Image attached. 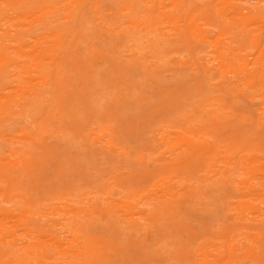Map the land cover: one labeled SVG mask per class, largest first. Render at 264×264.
Instances as JSON below:
<instances>
[{
	"label": "rangeland",
	"instance_id": "1",
	"mask_svg": "<svg viewBox=\"0 0 264 264\" xmlns=\"http://www.w3.org/2000/svg\"><path fill=\"white\" fill-rule=\"evenodd\" d=\"M67 2L53 0L60 27ZM175 4L91 0L74 54L60 68L45 63L48 80L31 56L6 67L1 103L28 97L26 86L41 96L31 116L0 119L4 241L51 249L57 236L65 253L47 261L69 264L85 239L73 221L87 220L107 264H253L258 251L264 264V0ZM34 12L6 25L26 32ZM175 16L195 17L201 37L181 20L174 29ZM225 51L234 66L217 57ZM23 209L34 238L19 225Z\"/></svg>",
	"mask_w": 264,
	"mask_h": 264
},
{
	"label": "bare ground",
	"instance_id": "2",
	"mask_svg": "<svg viewBox=\"0 0 264 264\" xmlns=\"http://www.w3.org/2000/svg\"><path fill=\"white\" fill-rule=\"evenodd\" d=\"M90 1L91 0H68L67 3H69V7H71L69 14H72V16L65 18L67 23H69L68 25L60 27V25L57 22V18L55 17L56 16L54 13L55 5L53 3V0H0V90L2 89L3 86V83H1V80L4 75L3 73L5 72L6 67L9 66L15 59H18L17 61L15 60V63L19 61L20 64L28 65L30 64V62L27 59H22V57L26 55L31 56L32 57L31 60H33L36 69H39L40 72H42L41 80L44 79L45 81L48 80L49 78L48 77L49 71L47 69H44L46 62L48 63V65L54 64L58 68H60L61 64H65L67 62L66 60L68 56L74 54L73 49H71L70 47L74 42L73 33H76L78 31L77 23L80 20V14H82L80 10L85 8V6H88ZM176 2L177 4H175L174 6H178V7L185 6L184 0H176ZM33 3L38 5L36 7L34 6L32 7ZM34 11H36V13L37 12L40 13L41 15L37 19V24L35 25L27 24L28 28L26 32L19 31L18 29L10 30L6 25V22L9 21L10 19H21V18H26L28 16H33L35 15ZM44 13H48L47 14L48 16H42ZM167 20L171 21L174 29L177 28L176 23L179 20H181L180 23L181 28H184L185 30L190 31V33L201 37L197 31L198 24L194 22L195 17L185 16L184 18H182L181 16H175L174 18H168ZM139 25H140L139 22H137L136 28ZM42 33H46V38L43 41L41 40L42 38H44L43 37L44 35H42ZM47 37H49V39H47ZM27 44H32L29 46L31 47V49H33L32 50L33 52H26L24 50L25 47H28ZM217 57H220V60L225 61L227 65L234 66L230 54L228 52L225 51V52L217 53ZM260 70L264 72V65L261 67ZM26 89L29 90L28 97L13 102H9V101H5L3 103L0 102V119L11 115H17L18 117H20L26 114L31 116L32 115L31 113L33 111H38L37 110L38 103L36 101L39 98V96H41V94H39L37 90L32 89L31 86H26ZM0 96L3 95L1 94ZM25 138H27L30 142L33 141V139H31V137L29 136ZM177 139L176 141L179 142V140ZM179 139L186 145L185 147L187 149H190L192 146H194L191 139L185 135H181ZM199 145L201 144L199 143ZM184 159L185 158H180L177 161L179 164H183L182 161ZM0 160H1V154H0ZM0 173H3L5 176H7L6 170L1 166H0ZM260 176L261 175H259V177ZM262 176L264 179V174H262ZM251 187L252 186L250 183L249 185L246 184L247 191H251L252 190ZM167 194L170 197L173 196L170 192ZM241 205L243 207L239 206V208L242 211L243 210L242 208L246 207V205L248 204L241 203ZM128 208H129V204L127 203L126 209ZM130 211H132V209ZM25 212H27V210L23 209V211L20 213V218H22L23 220L20 221L19 225L21 226V230L23 233L30 231L31 233H33L32 237L34 238L38 232L37 229H39V226L38 225L29 226L28 225L29 223H27L26 221L27 219H25L24 217ZM8 217L9 218L12 217L10 208L2 206L0 204V264H54L52 262L47 261V259L51 258V255H49L50 253L48 252H52L53 256L55 254L65 253V251L60 246L59 240H57L56 238L57 236L55 237L53 235L49 237L47 236L48 241L50 240L51 242L50 243V245L52 246L51 249L47 248L46 246H43V244H41L40 242H35L32 240L28 241L27 244L20 243L19 245L10 242V240L4 241V233L8 234V231L4 226V222L7 220ZM74 222L75 223L78 222V225L76 226L77 229L75 226H73L72 229L75 228L76 232L85 235V239L81 242L76 241L75 248L70 249L71 258L69 260V264H107L105 263V261H102L99 258L102 251L101 247L96 246L97 241L90 238L88 236L89 234L84 228V226L87 223V220L73 221V223ZM11 223H14V221H11ZM52 223L53 221L50 222L48 225L46 224L47 227L49 228L50 226L56 225V223L53 224ZM48 228H46V231L48 230ZM28 235L31 236L30 233ZM46 235H48V233ZM76 237L78 236L74 235L73 240H76ZM252 237L253 235H250V238ZM13 246L14 247L16 246V249L10 250L9 248H13ZM258 252L255 253V259L253 260V264H261L258 259L259 257ZM225 257L226 258L234 257L231 248H229L227 244H225Z\"/></svg>",
	"mask_w": 264,
	"mask_h": 264
}]
</instances>
